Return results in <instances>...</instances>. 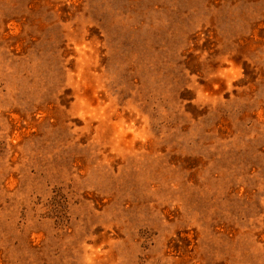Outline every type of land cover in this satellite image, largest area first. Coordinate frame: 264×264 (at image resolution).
Here are the masks:
<instances>
[{"label":"rangeland","instance_id":"374dc122","mask_svg":"<svg viewBox=\"0 0 264 264\" xmlns=\"http://www.w3.org/2000/svg\"><path fill=\"white\" fill-rule=\"evenodd\" d=\"M0 264H264V0H0Z\"/></svg>","mask_w":264,"mask_h":264}]
</instances>
